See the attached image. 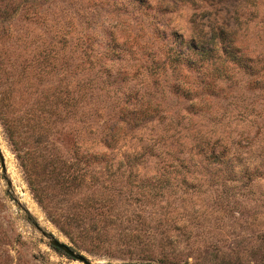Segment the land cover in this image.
I'll list each match as a JSON object with an SVG mask.
<instances>
[{
  "label": "rangeland",
  "instance_id": "obj_1",
  "mask_svg": "<svg viewBox=\"0 0 264 264\" xmlns=\"http://www.w3.org/2000/svg\"><path fill=\"white\" fill-rule=\"evenodd\" d=\"M218 32L249 68L213 50L201 58L189 49L198 59L190 67L168 60ZM67 90L78 100L70 111L57 101ZM133 94L161 120L124 123L112 166L80 161L76 144L100 150L96 140ZM206 134L233 138L236 151L252 139L246 161L261 160L264 0H0V264H85L50 235L93 264L147 255L264 264V174H245L241 162L233 173L209 165L195 144ZM144 144L161 155L140 156L137 176L171 171L163 196L139 194V177L115 169Z\"/></svg>",
  "mask_w": 264,
  "mask_h": 264
},
{
  "label": "trees",
  "instance_id": "obj_2",
  "mask_svg": "<svg viewBox=\"0 0 264 264\" xmlns=\"http://www.w3.org/2000/svg\"><path fill=\"white\" fill-rule=\"evenodd\" d=\"M223 38V35L219 32L216 34H212L210 37H204V39H196L195 37H193L192 40H189L188 45L186 47L178 46L177 48H173V50L170 51L169 56H167L168 60H171L175 64H185L190 67L193 64H196L198 59H196L188 51L189 49L197 50V53L201 58H204L207 54L209 55L208 52L213 50L222 52L233 61L238 62V64L242 65L244 68H249L250 64L244 61L242 62L241 57L237 55L236 47L225 45ZM204 40L211 41L213 44H211V46H206ZM208 55L205 58H209ZM70 92L72 91H57V101L61 105H63L62 107L65 108L66 111H70L75 106L77 107L78 100L74 95L70 94ZM173 92L180 93L184 97L190 99L193 95L192 91ZM149 94L150 92H148V96H150ZM132 96L134 101L129 102L126 105H122L119 109V115L117 114L116 119L119 118L118 121L120 124H118L115 119V122L111 125H107L106 130H104L100 138L96 140V143H101L102 145V148L100 150L89 151V148L93 146V143L88 146L85 144L84 141H80L76 144L77 149H79L82 153V157L79 158L80 161H83L86 164L104 162L105 167L112 166V161L109 160V158H113L114 155H112L111 153L114 147L117 146L116 144L118 140L124 138L125 136L126 131L123 134L119 131V129L121 128V126H123L124 123L131 125V127H134L141 125L143 122L146 121H153L154 119L161 120L163 115L159 114L156 109H151L147 106H137L136 102L141 97L135 94H133ZM145 100L147 101L149 100V98ZM138 104H143V102H139ZM69 106H71L70 109L68 108ZM193 107L194 102L191 100L187 108L191 111L193 110ZM231 139L227 140V137H225L224 135H217L216 137H214L213 135L206 134V139L199 143H195L196 145H198L196 153H198L202 159L206 160L209 165L214 167L216 166L227 173H233L234 167L241 162V167L245 174H249V172L256 173L259 175L264 174V148L262 149V147L264 146V142L261 143V148L258 152V156L261 157V160L257 164L250 166L246 159L250 156L249 150L253 148L252 144L250 143L252 139L248 138L250 140L247 145H242L246 149L237 151V147H231L233 144V138ZM239 142L240 139L237 140L238 144ZM239 146L241 145L239 144ZM141 148L142 149L140 150L134 149V151L132 150L131 152L125 151L123 153V157L118 160V164L115 166V169L119 170V175H124L127 172L126 175L128 179H135V177H139V181H141L137 185V189L141 190V193L139 194H148L152 198H156L157 196H163L167 188L166 182H168L170 178L171 171L163 169V172L154 171L152 173L143 174L142 176H137L138 167L136 165V160H139L140 156L152 158L153 156L158 157L161 155V150L159 148H155L154 144H144L141 145ZM178 166H182L181 162L178 163ZM159 168H161V166L157 167L154 170H157ZM115 171L116 170H113L112 173H114ZM72 226H76V224ZM126 241L128 243H131L128 240ZM157 242L159 245H163L169 243L170 241L157 240ZM153 244H155V242L153 241L145 242L141 245L140 249L144 250L146 248H150ZM139 258L141 259L140 261H146V259L150 257L149 255H147L145 257Z\"/></svg>",
  "mask_w": 264,
  "mask_h": 264
},
{
  "label": "water",
  "instance_id": "obj_3",
  "mask_svg": "<svg viewBox=\"0 0 264 264\" xmlns=\"http://www.w3.org/2000/svg\"><path fill=\"white\" fill-rule=\"evenodd\" d=\"M49 240H50V243L54 247L61 249L66 254L70 255L71 257L77 258V259L83 261L85 264H93V262L84 253L76 250L70 244L59 239L58 237L50 235ZM106 264H112V263H106ZM113 264H159V263H155V262H151V261H130V262H121V263H113Z\"/></svg>",
  "mask_w": 264,
  "mask_h": 264
}]
</instances>
